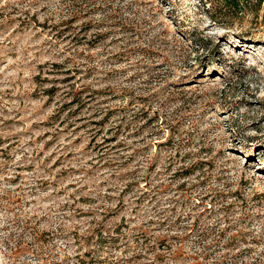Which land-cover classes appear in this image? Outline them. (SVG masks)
Segmentation results:
<instances>
[{
  "label": "rangeland",
  "instance_id": "obj_1",
  "mask_svg": "<svg viewBox=\"0 0 264 264\" xmlns=\"http://www.w3.org/2000/svg\"><path fill=\"white\" fill-rule=\"evenodd\" d=\"M0 264H264V4L0 0Z\"/></svg>",
  "mask_w": 264,
  "mask_h": 264
},
{
  "label": "trees",
  "instance_id": "obj_2",
  "mask_svg": "<svg viewBox=\"0 0 264 264\" xmlns=\"http://www.w3.org/2000/svg\"><path fill=\"white\" fill-rule=\"evenodd\" d=\"M228 8L234 10L237 13H242L246 8L252 9L258 13L262 10L264 0H224Z\"/></svg>",
  "mask_w": 264,
  "mask_h": 264
}]
</instances>
